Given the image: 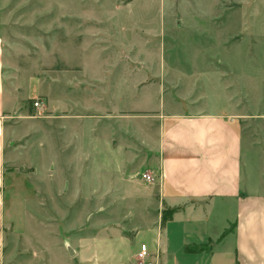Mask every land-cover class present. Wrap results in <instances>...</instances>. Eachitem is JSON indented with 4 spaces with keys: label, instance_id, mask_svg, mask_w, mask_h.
Returning a JSON list of instances; mask_svg holds the SVG:
<instances>
[{
    "label": "rangeland",
    "instance_id": "1",
    "mask_svg": "<svg viewBox=\"0 0 264 264\" xmlns=\"http://www.w3.org/2000/svg\"><path fill=\"white\" fill-rule=\"evenodd\" d=\"M0 39L19 95L43 103L45 92L70 105L51 113L67 118L54 124L66 147L45 157L40 145L26 152L27 143L41 140L49 114L43 105L34 110L27 100L25 113L7 122L29 133L3 169V264L32 256L27 236L33 240L37 230L28 216L49 231L35 233L50 244H36L50 255L41 264H63L64 243L88 226L89 212L101 237L139 214L142 203L96 202L89 194L126 189L140 196L156 184L159 116L173 102L185 112L233 114L236 107L264 114V0H0ZM82 110L98 112L97 120L74 117ZM111 137L114 147L125 145L124 155L104 148ZM142 173L155 175L154 182ZM130 225L142 228L136 220ZM144 238L141 232L135 241Z\"/></svg>",
    "mask_w": 264,
    "mask_h": 264
},
{
    "label": "crops",
    "instance_id": "2",
    "mask_svg": "<svg viewBox=\"0 0 264 264\" xmlns=\"http://www.w3.org/2000/svg\"><path fill=\"white\" fill-rule=\"evenodd\" d=\"M8 68L0 39V264H3V169L15 160L14 144L29 133L14 129L7 122L14 114L20 112L22 116L25 113L22 104L34 98L24 92L19 95ZM29 82L31 91L33 82ZM89 84V88L96 87L95 82ZM42 96L45 97L42 110L49 114L42 123L41 140L27 143L26 152L40 145L45 157L66 147L61 141L63 130L55 129L54 124L67 118L51 113H63L70 105L65 107L66 103L45 92ZM251 109L249 114L239 113L236 107L233 114L215 108L185 112L173 102L167 112L162 110L156 184L148 185L147 192L140 196L126 189H109L101 194L94 190L89 194L96 202L104 197L117 203L125 200L142 203L139 214L120 215L119 225L130 214L133 218L122 223L121 230L101 237L97 223L91 220L95 213L89 212L88 226L85 222L75 229L69 242L64 243L63 264H136L141 245L147 248L150 264H264V128L259 124L264 121V114ZM82 111H77L74 117L97 120L98 112ZM246 122L251 125L245 127ZM254 127L256 131L248 130ZM95 135L98 136L97 132ZM112 137L104 148L112 154L117 151L124 155L125 145L114 147ZM123 178L127 184L136 186L133 179H127L126 175ZM167 210L175 211L163 222L162 213ZM135 220L142 228L130 225ZM27 224L33 226L31 232L35 228L38 232H49L46 226L36 223L34 216L27 217ZM141 232L145 238L136 243ZM35 233L32 232L34 241L27 236L26 243L32 256L19 264H41L43 259L50 262V255L38 252L36 245L49 249L48 240Z\"/></svg>",
    "mask_w": 264,
    "mask_h": 264
},
{
    "label": "built area",
    "instance_id": "3",
    "mask_svg": "<svg viewBox=\"0 0 264 264\" xmlns=\"http://www.w3.org/2000/svg\"><path fill=\"white\" fill-rule=\"evenodd\" d=\"M42 105L43 103L38 99H34L32 102V108L34 110L41 109ZM141 179L146 183H153L155 180V175L153 176L151 173H142ZM147 258H148L147 248L145 245H141L140 251L137 254V259L141 262V264H150Z\"/></svg>",
    "mask_w": 264,
    "mask_h": 264
},
{
    "label": "trees",
    "instance_id": "4",
    "mask_svg": "<svg viewBox=\"0 0 264 264\" xmlns=\"http://www.w3.org/2000/svg\"><path fill=\"white\" fill-rule=\"evenodd\" d=\"M32 100H29V102H33ZM174 211L175 210L163 211V213H162V221L163 222L167 221L171 217V215L174 213Z\"/></svg>",
    "mask_w": 264,
    "mask_h": 264
}]
</instances>
